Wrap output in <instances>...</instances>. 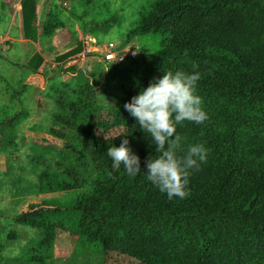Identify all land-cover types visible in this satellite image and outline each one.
<instances>
[{
  "label": "trees",
  "instance_id": "trees-1",
  "mask_svg": "<svg viewBox=\"0 0 264 264\" xmlns=\"http://www.w3.org/2000/svg\"><path fill=\"white\" fill-rule=\"evenodd\" d=\"M75 1L94 17L96 0ZM37 5V0L20 2L22 36L48 42L65 29L64 11L47 0L39 18ZM70 13L77 18L74 10ZM10 19L0 3V26ZM150 34L163 39L162 52L108 65L101 91L83 76L51 85L58 109L54 126L77 128L94 178L85 185L71 168L38 175L37 195L48 199L43 205L30 203L13 222L37 231L40 239L14 259L17 264H48L59 235L99 254L101 264H264V0H152L125 44ZM81 51L80 42L59 60ZM43 63L35 55L26 67L36 73ZM177 70L200 73L197 94L209 117L201 125L184 121L177 126L184 138L181 148L203 142L210 152L207 163L190 176V195L169 200L146 176L130 177L123 165L114 169L107 151L126 136L146 173L155 145L123 106L164 72ZM1 82L12 105L20 91ZM100 96L112 106L102 107ZM23 115L11 113L9 105L0 109V153L14 143ZM53 127L47 135L61 139ZM53 144L39 139L34 146ZM57 194L67 196L63 205L51 199Z\"/></svg>",
  "mask_w": 264,
  "mask_h": 264
},
{
  "label": "rangeland",
  "instance_id": "rangeland-1",
  "mask_svg": "<svg viewBox=\"0 0 264 264\" xmlns=\"http://www.w3.org/2000/svg\"><path fill=\"white\" fill-rule=\"evenodd\" d=\"M3 1L14 26L8 23L0 26V39L7 36L11 39L0 45V109L9 105L11 113L24 115L16 124L14 143L0 153V243L3 246L0 264H17L14 259L21 256L26 248L36 245L40 239L37 231L13 222L30 203L43 205L48 199L37 195L38 175L46 169L60 173L63 168H71L85 179V185H89L94 178L88 157L79 146L77 128L54 126L52 116L58 113V109L51 93V85L70 82L81 76L80 79L85 77L101 91L109 66L84 54L83 46L80 53L66 60L59 58L75 50L86 37L97 36L100 41L94 39L99 46H127L141 54L155 55L162 52L163 39L159 35L150 34L125 44L126 35L135 26L142 8L152 0H96L91 12L93 18L89 16L90 9H83L75 0H55L56 5L64 11L62 19L66 27L59 30L50 41L39 43L23 39L21 0H0V3ZM37 1V14L40 18L47 0ZM73 10L77 18L70 15ZM35 55H39L44 61L36 73L26 67ZM1 80L8 81L12 90L20 91L18 100L12 105L9 104L10 94ZM99 100L102 107L112 106L107 97L100 96ZM52 127L60 132L61 139H53L47 135ZM39 139H47L54 144L38 149L34 145ZM72 148H76L75 154L69 150ZM65 197L67 196L57 194L51 199L59 198L60 200H56L63 205ZM8 235L14 238H9ZM47 263L101 264V256L93 250L80 247L65 235H59L47 254Z\"/></svg>",
  "mask_w": 264,
  "mask_h": 264
},
{
  "label": "clouds",
  "instance_id": "clouds-1",
  "mask_svg": "<svg viewBox=\"0 0 264 264\" xmlns=\"http://www.w3.org/2000/svg\"><path fill=\"white\" fill-rule=\"evenodd\" d=\"M200 79L198 71L164 72L124 104L125 111L135 118L155 145L156 155L149 157L144 165L146 173L142 174L141 159L133 152L126 136L119 147L112 146L107 151L114 169L119 170L123 165L130 177L146 176L169 200L190 195V176L208 160L210 149L205 143H190L184 150L181 148L184 138L177 132V126L184 121L201 125L209 119L202 97L197 94ZM178 151H183V155Z\"/></svg>",
  "mask_w": 264,
  "mask_h": 264
},
{
  "label": "built area",
  "instance_id": "built-area-1",
  "mask_svg": "<svg viewBox=\"0 0 264 264\" xmlns=\"http://www.w3.org/2000/svg\"><path fill=\"white\" fill-rule=\"evenodd\" d=\"M84 54L90 58L99 59L107 65L118 66L123 64L128 58L138 55L136 49L116 47L114 44L98 45L94 38L86 37L82 40Z\"/></svg>",
  "mask_w": 264,
  "mask_h": 264
},
{
  "label": "crops",
  "instance_id": "crops-1",
  "mask_svg": "<svg viewBox=\"0 0 264 264\" xmlns=\"http://www.w3.org/2000/svg\"><path fill=\"white\" fill-rule=\"evenodd\" d=\"M4 2V1H3ZM19 20V19H18ZM12 22H10L9 23V25L10 26H14V24H11ZM20 23H21V19H20ZM19 31V35L21 36V33H20V30H18ZM19 39H21V38H19ZM18 39V40H19ZM4 40V41H3ZM9 40H11L10 38H8V36H7V38L5 37V39H0V45L3 43V42H6V41H9ZM20 41V40H19ZM32 43V42H31Z\"/></svg>",
  "mask_w": 264,
  "mask_h": 264
}]
</instances>
